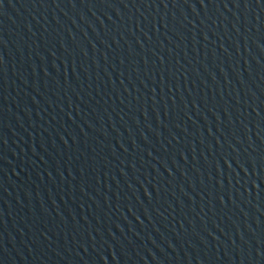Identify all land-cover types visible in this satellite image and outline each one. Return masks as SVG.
Wrapping results in <instances>:
<instances>
[{
	"label": "water",
	"instance_id": "1",
	"mask_svg": "<svg viewBox=\"0 0 264 264\" xmlns=\"http://www.w3.org/2000/svg\"><path fill=\"white\" fill-rule=\"evenodd\" d=\"M0 264H264V0H0Z\"/></svg>",
	"mask_w": 264,
	"mask_h": 264
}]
</instances>
